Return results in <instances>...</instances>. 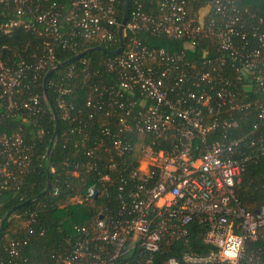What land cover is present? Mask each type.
Returning a JSON list of instances; mask_svg holds the SVG:
<instances>
[{
  "label": "built area",
  "instance_id": "1",
  "mask_svg": "<svg viewBox=\"0 0 264 264\" xmlns=\"http://www.w3.org/2000/svg\"><path fill=\"white\" fill-rule=\"evenodd\" d=\"M119 1L0 0L2 32L21 28L44 46L34 61L0 58V97L20 116L35 112L40 96L17 93L29 72L37 78L56 66L58 45L119 42L104 62L111 79L92 81L80 107L65 97L73 88H59L63 118L74 122L70 132L86 149L74 167L98 171L87 196H110L117 206L101 209L93 230L77 228L84 237L60 264H148L187 244L194 225L203 227L209 250L187 245L180 259L163 264H264V205L251 209L236 192L248 163L264 156L262 18L254 23L256 13L246 16L235 0H204L202 8H192V0H156L147 10L135 0L121 45ZM139 32L176 42L153 46ZM81 62L89 72L88 60ZM75 72L69 67L68 76ZM250 115V129L235 133ZM4 116L1 151L24 160L30 148L20 132L3 128ZM21 244L9 241L11 253Z\"/></svg>",
  "mask_w": 264,
  "mask_h": 264
},
{
  "label": "trees",
  "instance_id": "2",
  "mask_svg": "<svg viewBox=\"0 0 264 264\" xmlns=\"http://www.w3.org/2000/svg\"><path fill=\"white\" fill-rule=\"evenodd\" d=\"M63 1V0H60ZM238 8H242L246 16L255 12L256 17L251 19L257 23L263 20L264 27V0H235ZM204 0H192V8H202ZM126 0H120L117 7V18L123 20ZM135 7V0H130V11ZM156 8V0H144V8ZM5 15L0 9V58L10 62L18 59L34 61L43 54V41L37 34L17 28L11 34H4L1 24ZM149 33V32H148ZM148 44L153 46L175 45V40L147 37L139 32ZM119 42L103 44L90 42L82 44L78 50L64 48L58 45L56 57L58 63L44 87V77L47 72L34 78L28 73L24 86L17 96L24 98L39 94L40 104L32 114L23 111H7V99L0 97V115L5 114L6 125L3 128L9 132H20L24 142L29 146L28 156L24 160H9L1 151L0 146V264H60L61 259L70 253L74 245L84 237L77 228L84 226L93 230L100 215L101 209H115L117 206L111 197L101 195L90 198L87 196L88 187L98 176L93 169H75L77 161L85 159V146L80 135L70 132L74 122L64 119V110L59 106L60 86H67L73 90L66 95L76 107H80L89 93L92 81L100 82L102 78L111 79L104 62L106 58L115 54ZM99 48H96L98 47ZM87 49L82 56L77 55ZM202 47L197 48V63L200 64ZM87 59L89 72L84 71L85 64L81 59ZM76 65V72L68 76L69 67ZM87 74V75H86ZM50 102L54 105L58 116L57 121ZM251 116V115H250ZM249 116V117H250ZM248 117V118H249ZM254 117L240 122V129L235 133L247 132ZM55 136L50 155L48 148ZM7 166L6 170L4 167ZM49 177L52 186L45 191ZM58 194L54 193L55 187ZM111 187L110 191L113 192ZM240 200L251 209L264 205V156L257 161L249 162L243 172L240 182L236 186ZM29 201V202H27ZM16 207L8 216L7 213ZM5 221L3 222V220ZM203 227L194 225L187 244L176 243L169 253H157L148 264H163L169 256L181 258L182 250L188 245L196 251L207 252L209 246L202 241ZM20 240L21 245L17 253H11L9 241ZM264 245V241L261 242Z\"/></svg>",
  "mask_w": 264,
  "mask_h": 264
},
{
  "label": "water",
  "instance_id": "3",
  "mask_svg": "<svg viewBox=\"0 0 264 264\" xmlns=\"http://www.w3.org/2000/svg\"><path fill=\"white\" fill-rule=\"evenodd\" d=\"M129 10H130V0H126V6H125V12H124L123 20H122V25H121L120 30H119V35H120V37H121V45H123V43H124V38H123V27H124V24H125L126 21H127L128 14H129ZM96 48H99V46L96 47ZM89 50H91V49H87V50H85V51L79 53V54L77 55V57L84 55V54L87 53ZM118 50H120V48H119ZM62 64H63L62 62L58 63V64H57V67L61 66ZM53 71H54V68L48 70V72L46 73V75H45V77H44V87L46 86L47 80H48V78L51 76V73H52ZM45 94H46V96H48V95H47V91H46V87H45ZM50 104H51V106H52V110H53V112H54V115H55V118H56V121H57V128H58L59 116H58V113H57V111H56L54 105H53L51 102H50ZM54 140H55V136H54V138H53V140H52V142H51V144H50V146H49V148H48V152H47V155H48V156H49L50 153H51V150H52V147H53ZM51 186H52V180H51V178L49 177L48 185H47V188L45 189V191H49V190L51 189ZM27 202H29V201H27ZM15 209H16V207H14L13 209H11V210L7 213V216H6V217H8V216H9V215H10ZM5 219H6V218H4L3 222L5 221Z\"/></svg>",
  "mask_w": 264,
  "mask_h": 264
}]
</instances>
